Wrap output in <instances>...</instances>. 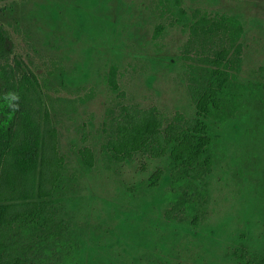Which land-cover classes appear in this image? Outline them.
<instances>
[{
	"label": "trees",
	"instance_id": "trees-1",
	"mask_svg": "<svg viewBox=\"0 0 264 264\" xmlns=\"http://www.w3.org/2000/svg\"><path fill=\"white\" fill-rule=\"evenodd\" d=\"M162 5L169 21L158 22L152 36L160 37L167 25L186 29L178 57L194 113L167 114L156 105L127 101L118 68L109 64L103 77L113 96L99 124V151L112 163L162 161L147 186H163L167 223L196 229L207 212L208 176L220 136L233 138L241 128L264 135V73L256 80L239 79L244 26L237 16L186 9L181 0ZM14 12L12 4L0 8V264H111L97 253L91 230L76 219L81 180L59 148L57 124L85 98L58 95L68 87L59 59L52 60L42 78L28 68L14 51L6 23L38 51ZM85 126L76 153L89 170L95 153L86 144ZM255 186L264 230V164ZM225 256L232 264H264V238L253 240L239 232Z\"/></svg>",
	"mask_w": 264,
	"mask_h": 264
},
{
	"label": "rangeland",
	"instance_id": "rangeland-1",
	"mask_svg": "<svg viewBox=\"0 0 264 264\" xmlns=\"http://www.w3.org/2000/svg\"><path fill=\"white\" fill-rule=\"evenodd\" d=\"M181 2L186 9L201 7L237 16L244 26L239 79L260 78L264 73V0ZM173 3L0 0V8L12 4L19 26L29 30L38 51L28 48L23 35L6 23L14 51L28 68L42 78L52 60L59 59L68 87L58 95L85 98L74 113L61 117L57 124L59 148L81 180L76 219L91 230L97 253L111 264H232L225 254L239 232L253 240L264 238L261 201L255 186L264 164L262 130L245 133L241 128L233 138L232 134L220 136L208 176L207 212L196 229L164 220L162 213L169 205L164 188L148 187L146 183L162 161L143 158L112 163L100 154L99 124L113 96L103 77L109 64L118 68V82L127 101L156 105L167 114L176 110L194 113L178 57L186 29L179 24L167 25L160 37L152 36L158 22L169 21L162 4ZM82 125H86V144L95 153V165L89 170L82 167L76 153V146L82 142ZM240 126L241 122L232 128Z\"/></svg>",
	"mask_w": 264,
	"mask_h": 264
}]
</instances>
